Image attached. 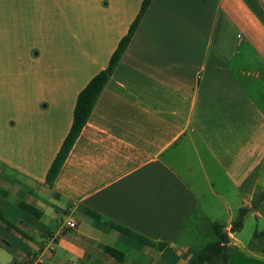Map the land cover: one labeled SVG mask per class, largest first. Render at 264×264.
<instances>
[{"label": "crops", "instance_id": "crops-1", "mask_svg": "<svg viewBox=\"0 0 264 264\" xmlns=\"http://www.w3.org/2000/svg\"><path fill=\"white\" fill-rule=\"evenodd\" d=\"M62 1L0 0L1 92L41 65L42 50L33 55L29 43H60ZM142 1L70 0L76 15L63 28L72 42L95 49L74 57L46 49V68L77 79L53 85L60 95L44 109L41 99L28 110L0 103V211L11 226L0 222V249L13 255L7 264H189L214 224L228 234L227 247L235 246L230 229L239 210L264 202L253 206L264 165V0H151L46 185L78 93L106 68ZM242 44L261 60L262 75L228 66ZM30 119L38 120L34 135ZM221 217L222 225L215 221Z\"/></svg>", "mask_w": 264, "mask_h": 264}, {"label": "rangeland", "instance_id": "rangeland-1", "mask_svg": "<svg viewBox=\"0 0 264 264\" xmlns=\"http://www.w3.org/2000/svg\"><path fill=\"white\" fill-rule=\"evenodd\" d=\"M242 1L243 3H247L248 5L251 3V0H242ZM69 3L70 0L62 1L61 17L63 19L61 25L60 43L55 44L54 46L52 43H46V44L29 43V47H35L34 50H32L33 55L36 52L40 53L42 50L44 58L41 61V65L36 67L35 72H32L25 82H24V78H25L24 77L21 82L19 79L20 84L14 87L12 84L7 90L3 92L0 91L1 93L0 103L3 101H7L8 104L7 107H12L14 105L20 106L19 103H22L23 107L22 108L19 107V109L28 110V104L30 101L35 102L41 99V107L44 109L43 106L45 105L46 102H50V103L55 102L54 99L56 100L60 95L58 91H53L52 89L53 85L56 86L67 85L69 83H73L77 79L78 76L72 74L71 72L56 71V73L58 74H54L53 72H51L52 70L46 68V63H49L51 61V59L47 57L46 49L50 50L51 52L55 51L56 53L58 51H61L62 54H66V57L80 56L81 51H89L90 49L91 50L95 49V44H89L86 42L82 44L78 41L74 42V40L72 42L69 34L67 33V26L63 28V21L73 19V17L76 15V11L74 10L75 7L73 8L68 7ZM79 29L81 30V28ZM80 38H84V36L81 35ZM49 56L51 57L52 54H50ZM228 66L231 68V70L243 69L249 73L259 71L261 75L263 73L261 71V69L263 68L261 60L256 56L253 49L247 47L245 44H242L240 47L237 48V54L228 62ZM238 77H240L239 74ZM258 81L259 82L261 81V77ZM22 85L25 89V92L22 89ZM254 98L258 101V104L261 106V102H260L261 100L259 96L256 94V92H254ZM49 113H51V110L48 108V112H46L45 114H49ZM48 118L49 117L46 116V120ZM26 119H28V117ZM18 125H20V123H18ZM37 125H38V120H33V119L29 120V127L32 130L33 135L39 132V130L37 129ZM17 134L18 136L23 135L21 129H19ZM259 174H260L261 182L256 188V196L253 199V201L256 200L257 196L261 193L260 191H262L261 183L262 181H264V165L262 167V170L259 172ZM7 175L10 176V173L7 172ZM11 176L12 178H18L15 175H11ZM255 213H258V216ZM215 221H217V223L221 225L224 224L222 222L224 221L223 217L218 218V220ZM234 233H235L234 237L236 238V245L227 247V252H226L227 264H264V261L253 256V255H258L259 257H264V252H261L254 248V247L256 248L264 247V241L262 239V236L260 235L258 236V238L256 237L260 233L264 236V202L261 203V205L257 208V210L255 209L246 210V213L242 219L241 229ZM203 234L198 238V243L202 247L208 243L215 241V234L213 230L211 231V233L207 232L206 234L204 232ZM4 236L5 233L2 227L0 230V242L1 240H4ZM252 244H255L257 246L253 247ZM12 256L8 254L5 249L1 248L0 264H7V262L12 259ZM14 257L16 258V260L21 261L20 254L16 253ZM147 263L148 261L145 259L140 264H147Z\"/></svg>", "mask_w": 264, "mask_h": 264}, {"label": "trees", "instance_id": "trees-1", "mask_svg": "<svg viewBox=\"0 0 264 264\" xmlns=\"http://www.w3.org/2000/svg\"><path fill=\"white\" fill-rule=\"evenodd\" d=\"M150 2L151 0L142 1L138 14L136 15L135 19L132 21L131 25L129 26L127 33L118 42L114 52L110 56L106 68L98 72L96 75H94L78 93L73 109L72 123L69 128V131L66 134L58 152L56 153L52 163L50 164L46 172L45 175L46 185L51 186L54 179L56 178L74 142L76 141L80 132L85 126L102 90L104 89L106 83L110 79L123 52L125 51L126 47L128 46V43L130 42L132 36L134 35V32ZM263 200H264V189L257 196L256 200L253 201L254 208H256L258 203ZM245 213H246L245 209L239 210L237 218L232 222L230 229L231 233L237 232L241 229L242 219ZM0 222L5 224L7 227H11L8 224V222H6V219L2 211H0ZM212 229L215 233L216 240L204 245L201 249H199L196 252V254L190 259L189 264H217V263L227 264L226 252H227V244L229 241L228 234L224 232L223 228L218 224H214L212 226ZM119 231L126 232V230H119ZM20 234L23 235L21 232ZM132 235H134V237L141 243L151 244L149 241L145 240L139 235H135V234ZM115 256L118 260H120L122 255L120 253H116ZM19 264H25V263H19Z\"/></svg>", "mask_w": 264, "mask_h": 264}, {"label": "built area", "instance_id": "built-area-1", "mask_svg": "<svg viewBox=\"0 0 264 264\" xmlns=\"http://www.w3.org/2000/svg\"><path fill=\"white\" fill-rule=\"evenodd\" d=\"M64 226L68 229H73L75 227V223L73 221H66Z\"/></svg>", "mask_w": 264, "mask_h": 264}]
</instances>
